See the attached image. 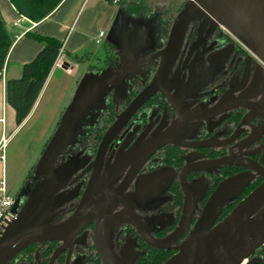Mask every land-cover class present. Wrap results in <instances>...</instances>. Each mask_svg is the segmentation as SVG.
<instances>
[{
    "label": "flooded vegetation",
    "instance_id": "flooded-vegetation-1",
    "mask_svg": "<svg viewBox=\"0 0 264 264\" xmlns=\"http://www.w3.org/2000/svg\"><path fill=\"white\" fill-rule=\"evenodd\" d=\"M117 1L121 5V0ZM140 2L142 4H139ZM191 2L192 0H180L176 8L169 11L170 7L166 1L136 0V3L143 6L138 15L145 13V17L155 18L159 27H154L151 36L154 38L143 49L139 48L141 40L136 30L129 40L120 33L126 38L125 45L128 44L131 49H135L141 57H148L162 50L166 46L177 15ZM125 12L128 13L126 10ZM122 31L121 25L119 32ZM160 61L161 56L137 65H128V69L136 73L141 81L134 82L133 88L121 101L116 103L111 99L108 101L107 105L112 103L114 106L115 119L106 125V105V111L86 141L87 157L82 159L81 153H70L59 163L52 165L53 167L69 165L72 174L66 185L51 199L55 203L60 200L63 202L40 221V226H53L70 217L83 199L93 173L98 171V177H101L106 166L118 155L135 143L164 132L175 122L181 124L173 132L171 139L184 143L215 141L219 145L188 147L167 143L155 149L134 173H130L131 165H128L116 175L109 187L104 182L99 184L98 194L90 202L88 215L80 227L66 239V243L64 239H52L29 244L14 255L7 264H106L97 248L99 223L107 224L109 227L111 250L108 255L112 262L135 264L141 253L138 247L140 241H146L132 222L133 218L156 239L170 235L178 226L183 213L185 194L181 177L184 170H186L184 174L186 191L190 194L187 184L195 187L200 184L204 191L201 192L197 203L192 197L195 206L193 222L188 231L173 244L174 246L181 244L188 236L210 196L219 185L231 179L240 180L248 176L249 178L243 182L246 185L259 176L248 168L233 164L229 149L232 147L234 153L253 159L264 167V155L261 150L264 147V65L221 24L214 23L208 18L205 20L203 17L189 21L185 27L177 57L165 81L164 87L170 98L161 90L150 96L110 141L102 162L95 164V157L104 134L126 106L149 85ZM199 114L215 115L206 121L188 120L183 123V120ZM248 137L251 139L242 143ZM236 144L240 145L233 147ZM171 156L179 165L167 163ZM152 157H155V160L149 161ZM217 159H222L223 162L211 163L212 160ZM227 165H235L240 170L227 174L224 167ZM157 169H162V176L171 180L167 189L172 195L171 202L176 211L173 219L160 218L159 221L164 223V226H157L150 231L148 229L150 222L146 216L148 214L146 209L142 208V199L148 191L140 190V185L142 180L144 182L145 178ZM217 178L218 185L212 191ZM174 183L179 185L183 196L181 207L176 203L175 194L171 190ZM235 186L234 184L229 192ZM244 188L245 186L241 188L236 197ZM29 194L14 196V205L18 210ZM93 210H96L97 214L91 213ZM118 216L129 221L120 220ZM164 230L168 232L158 236V232ZM64 244L65 248L62 249ZM129 246L139 250L134 259L129 257Z\"/></svg>",
    "mask_w": 264,
    "mask_h": 264
},
{
    "label": "water",
    "instance_id": "water-1",
    "mask_svg": "<svg viewBox=\"0 0 264 264\" xmlns=\"http://www.w3.org/2000/svg\"><path fill=\"white\" fill-rule=\"evenodd\" d=\"M201 17L221 24L264 65V0H192L191 4L177 15L166 46L162 50L148 57H141L129 46H124L125 52L133 56L131 63L133 65L159 56H161V61L149 85L126 106L104 134L95 157V164L102 162L110 141L117 136L136 110L150 96L157 90H161L170 98V94L164 87L165 81L177 57L185 27L189 21ZM63 67L66 68V65ZM122 75H107L100 80L84 78L78 84L71 103L61 117L51 141L41 156L38 170L44 174L42 182L31 190L20 210L15 205L13 206V209L17 211V216L0 236V264H7L19 251L35 242L64 239L66 243V239L80 227L88 215L90 202L98 194L99 184L104 182L109 187L116 175L128 165H131L130 173H134L155 149L167 143L188 147L219 145L215 141L184 143L171 139L173 132L181 124L175 122L164 132L156 133L140 143L137 142L118 155L111 164L106 166L101 177H98V171L93 173L83 199L70 217L53 226H40V221L63 202L60 200L55 203L51 199L66 185L72 174V168L65 164L57 167L52 165L70 142L75 122L90 105L97 103L108 87ZM212 115L215 114L193 115L183 120V123L188 120L206 121ZM250 139L248 137L242 143ZM239 145L236 144L233 147ZM229 151L233 164L254 171L262 177V181L215 225L211 226L223 203L224 196L234 184L243 182L245 178L231 179L216 188L189 235L178 246L173 244L188 231L194 219V201L184 185L186 170L181 177L185 194L183 213L178 226L170 235L156 239L133 218L132 222L148 244L156 248L176 250L163 264H241L244 260H247L246 264H264L263 258L258 254L255 255L256 251L264 245V167L253 159L234 153L232 147ZM222 162V159L211 161V163ZM91 213L97 214L96 210ZM118 217L120 220L129 221ZM97 235V248L103 260L106 264H114L108 255L111 249L107 224H98ZM64 248L65 244L62 249Z\"/></svg>",
    "mask_w": 264,
    "mask_h": 264
},
{
    "label": "rangeland",
    "instance_id": "rangeland-1",
    "mask_svg": "<svg viewBox=\"0 0 264 264\" xmlns=\"http://www.w3.org/2000/svg\"><path fill=\"white\" fill-rule=\"evenodd\" d=\"M113 1H115L118 8V13L106 39L113 42L116 50L112 52L110 50L105 51L102 43L95 44L93 42L94 45L89 44L88 46L92 51H95L93 49L98 50V55H89V64L91 63L93 66L87 65L89 67L86 69L85 63L79 69H75L71 74L62 73L61 83L55 85L52 83L50 87L52 98L49 102L47 100L41 101L38 109L27 118L25 123L20 124L16 131L12 133L7 145H5L4 153L7 155V177L9 183L13 182L14 185L9 191L11 195L17 197L21 195L27 196L35 186L42 182L44 174L38 170L41 156L51 141L61 117L71 103L77 86L82 79L90 78L100 80L107 75H122L125 70L122 77L115 80L108 87L103 97L97 103L90 105L87 111L78 118L73 126L70 142L53 164L59 163L68 154L75 152H77L75 154L81 153L82 159L86 158L88 155L86 141L106 111L108 101L110 99L114 103L121 101L133 88L134 82L141 81V78L139 79L136 73L128 69V65L132 63L133 56L125 52V41L126 38L127 40L131 39L134 36V30H136V34L141 40L139 48L142 47L143 49L154 38L151 36L154 33V27H159L158 22L153 17H145V13L138 16H130L131 14L125 12L123 5L121 4V6L119 1ZM162 1H166L168 7H170L169 11H173L180 3V0ZM121 25L123 31L120 33L126 38L119 34ZM132 51L137 53L135 49H132ZM111 55H113L114 59L106 67L103 62L107 56ZM82 59L81 61H86V59ZM261 150L262 155H264V147ZM152 160H155V157H152L149 161ZM162 169H157L152 175L145 178L144 182L142 180V184L140 185V190L148 191L142 199V208L144 207L148 214L146 216H148L147 218L150 222V227L148 226L150 231L156 229L157 226L165 225L159 221L160 218L169 217L173 219L175 217L176 209L171 202L172 195L167 189L171 180L169 177L164 178L162 176ZM165 170L167 169L165 168ZM243 178H245L243 181L245 182L249 177ZM243 182L237 184L233 190L228 192L224 196L223 202L234 199L239 194L241 188L245 186ZM187 186L190 195L197 203L204 188L201 189L200 184L196 187L190 184H187ZM215 221L216 218L213 220L211 226L214 225ZM128 249L129 257L134 259L139 250L134 246H129Z\"/></svg>",
    "mask_w": 264,
    "mask_h": 264
},
{
    "label": "crops",
    "instance_id": "crops-1",
    "mask_svg": "<svg viewBox=\"0 0 264 264\" xmlns=\"http://www.w3.org/2000/svg\"><path fill=\"white\" fill-rule=\"evenodd\" d=\"M117 13L118 8L113 0H62L52 13L34 22L20 15L10 0H0L1 18L13 38L0 74V181H5L8 191L14 185L13 182L9 183L7 177V155L4 153V147L20 125L16 124L13 107L6 101L5 84L8 79L18 78L23 64L31 61L43 47V43L34 39L29 33L54 37L62 41L61 59L68 66V70L54 64L22 124L38 109L41 101L49 102L52 98L50 87L52 83L54 85L61 83L62 73L71 74L85 63L86 69L92 65L88 61L89 55H98V50L92 51L88 45H94V38L99 30L105 31L102 45L113 44L106 39V36ZM82 58L86 61H81Z\"/></svg>",
    "mask_w": 264,
    "mask_h": 264
},
{
    "label": "trees",
    "instance_id": "trees-1",
    "mask_svg": "<svg viewBox=\"0 0 264 264\" xmlns=\"http://www.w3.org/2000/svg\"><path fill=\"white\" fill-rule=\"evenodd\" d=\"M20 15L38 22L52 13L62 0H10ZM123 8L131 15H138L143 6L136 3V0H121ZM34 39L43 43V47L37 53V55L29 62L23 64L21 69V75L18 78L8 79L5 84L6 101L13 107L15 111V121L17 125H20L22 121L28 116L31 111L47 77L54 66L55 60L62 47V41L57 38L39 35L36 33H29ZM13 38L8 32L7 27L0 15V74L2 72L5 58L12 45ZM105 51L115 50L114 44H106L104 46ZM113 61V55L107 56L104 60V64H109ZM93 66V65H91ZM115 110L112 103L107 105V113L105 122L111 123L115 119ZM105 125V127H106ZM169 164L179 165L173 156L167 161ZM225 167V173L232 174L240 170L235 165H227ZM218 178L212 188V191L218 185ZM262 181L261 176L249 182L245 185L242 193L231 201L225 202L216 216L215 223L223 219L233 207L244 198L249 192L256 188ZM172 192H174L176 203L181 207L183 202V196L178 184L174 183L171 186ZM168 230L158 232V236H163ZM141 249V253L135 261V264H163L168 258H170L176 250L156 248L148 245L143 240L140 241L138 246ZM256 253L260 255L264 260V245L259 248Z\"/></svg>",
    "mask_w": 264,
    "mask_h": 264
},
{
    "label": "built area",
    "instance_id": "built-area-1",
    "mask_svg": "<svg viewBox=\"0 0 264 264\" xmlns=\"http://www.w3.org/2000/svg\"><path fill=\"white\" fill-rule=\"evenodd\" d=\"M105 36L104 30H99L94 38V43L101 44ZM62 48H60L59 54L55 60V65L64 66V62L61 59ZM68 70V66H66ZM14 196L8 191L7 185L4 180L0 181V236L4 233L8 224L17 216V211L13 209ZM247 260H244L241 264H246Z\"/></svg>",
    "mask_w": 264,
    "mask_h": 264
}]
</instances>
